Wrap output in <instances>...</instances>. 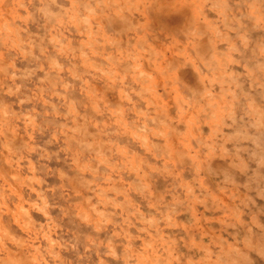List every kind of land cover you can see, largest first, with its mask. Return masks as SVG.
I'll use <instances>...</instances> for the list:
<instances>
[{"label":"rangeland","instance_id":"374dc122","mask_svg":"<svg viewBox=\"0 0 264 264\" xmlns=\"http://www.w3.org/2000/svg\"><path fill=\"white\" fill-rule=\"evenodd\" d=\"M0 264H264V0H0Z\"/></svg>","mask_w":264,"mask_h":264},{"label":"bare ground","instance_id":"6f19581e","mask_svg":"<svg viewBox=\"0 0 264 264\" xmlns=\"http://www.w3.org/2000/svg\"><path fill=\"white\" fill-rule=\"evenodd\" d=\"M146 12H147V11H146ZM164 14H165V13H164ZM172 16H173V15H172ZM174 16H175V15H174ZM177 17H178V16H177ZM177 17H176V18H177ZM161 18H164V17H161ZM168 18H169V17H168ZM166 19H167V18H166ZM166 19H165V20H166ZM185 19H186V18H185ZM169 20H170V19H169ZM154 21H155V20H154ZM163 21H164V20H163ZM173 21H174V20H173ZM164 22H165V21H164ZM167 22H168V21H167ZM150 24H151V23H150ZM168 24H169V23H168ZM152 29H153V28H152ZM137 32H138V31H137ZM175 33H176V32H175ZM144 68H145V67H144ZM149 87H150V86H149ZM185 89H186V88H185ZM189 99H190V98H189ZM173 140H174V139H173Z\"/></svg>","mask_w":264,"mask_h":264}]
</instances>
